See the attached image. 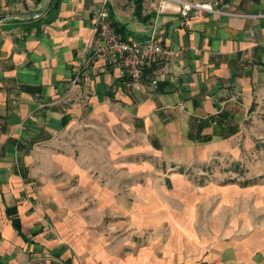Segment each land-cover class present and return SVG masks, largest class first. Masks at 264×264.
Wrapping results in <instances>:
<instances>
[{
	"label": "crops",
	"instance_id": "1",
	"mask_svg": "<svg viewBox=\"0 0 264 264\" xmlns=\"http://www.w3.org/2000/svg\"><path fill=\"white\" fill-rule=\"evenodd\" d=\"M222 1L106 0L124 39L155 22L180 51L131 81L84 62L104 0H0V264H264V0ZM210 163L236 182L166 168Z\"/></svg>",
	"mask_w": 264,
	"mask_h": 264
},
{
	"label": "built area",
	"instance_id": "2",
	"mask_svg": "<svg viewBox=\"0 0 264 264\" xmlns=\"http://www.w3.org/2000/svg\"><path fill=\"white\" fill-rule=\"evenodd\" d=\"M157 14L173 11L180 19L186 21L201 13L237 16L225 13L222 0L212 2H188L185 0H157ZM103 8L95 15L92 27V40L88 48L85 64L94 65L97 62H105L118 69L119 76L131 81H139L145 72L159 59V57L175 58L180 51L164 48L158 40L159 33L156 23L152 25L151 34L145 40H127L116 30L108 13ZM173 7V9H171ZM2 21H0V24ZM88 70L76 71L73 84L78 81H88ZM156 88L157 82H151ZM221 264V263H218Z\"/></svg>",
	"mask_w": 264,
	"mask_h": 264
},
{
	"label": "rangeland",
	"instance_id": "3",
	"mask_svg": "<svg viewBox=\"0 0 264 264\" xmlns=\"http://www.w3.org/2000/svg\"><path fill=\"white\" fill-rule=\"evenodd\" d=\"M219 166H220L221 171L224 169L223 172H227V169H229L230 167L229 165H225V164L219 163L218 165H214L213 163H210V164H207V167L209 168L207 173H205L202 169H200V166H197V165H176L172 169H170L171 167L169 168V166H166V168H167V172L177 173L184 180L187 179L189 181V187H195L194 185H204L207 183H212V184L221 186L223 184L236 182L237 178H234V179L229 178L231 176H229L228 174L227 175L215 174V172H218ZM258 167H260L259 164H252L250 165V168H251L250 170L253 171L254 173H258L259 171ZM215 175H217V177ZM248 181L254 184L263 182L262 179L257 180L256 178H254L253 180H248ZM248 181L247 183H249ZM238 183H241V181L240 182L238 181ZM242 185H246V183L243 184L242 182ZM253 198H256L255 193L253 195Z\"/></svg>",
	"mask_w": 264,
	"mask_h": 264
},
{
	"label": "trees",
	"instance_id": "4",
	"mask_svg": "<svg viewBox=\"0 0 264 264\" xmlns=\"http://www.w3.org/2000/svg\"><path fill=\"white\" fill-rule=\"evenodd\" d=\"M139 9H140V6L136 7V12H135L136 15L139 14ZM114 26H115L116 30H117V31L123 36V38H124V35H123V31H122V29H120L119 27H117L115 24H114ZM13 225H14V227H15L17 230L19 229L18 222H17L15 219L13 220Z\"/></svg>",
	"mask_w": 264,
	"mask_h": 264
},
{
	"label": "water",
	"instance_id": "5",
	"mask_svg": "<svg viewBox=\"0 0 264 264\" xmlns=\"http://www.w3.org/2000/svg\"><path fill=\"white\" fill-rule=\"evenodd\" d=\"M48 6H49V4L47 5V7H46V8H48Z\"/></svg>",
	"mask_w": 264,
	"mask_h": 264
}]
</instances>
